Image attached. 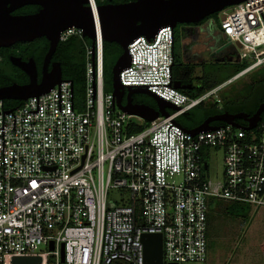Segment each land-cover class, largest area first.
Wrapping results in <instances>:
<instances>
[{"label": "built area", "instance_id": "obj_1", "mask_svg": "<svg viewBox=\"0 0 264 264\" xmlns=\"http://www.w3.org/2000/svg\"><path fill=\"white\" fill-rule=\"evenodd\" d=\"M219 20L239 63H250L196 98L174 87L171 27L154 42L139 37L128 45L121 85L178 107L152 122L121 111L105 92L98 37L92 100V41L77 28L61 33L60 42L76 37L84 44L83 109L73 87L71 112V82H61V112L59 86L39 96L38 113H28L37 111V97L22 101L12 111L15 133L14 116L4 114L3 145V112L11 109L0 101V264L37 256L42 264H143L145 234L162 235L164 264H206L213 201L245 205L252 216L264 212V114L251 130L222 123L194 135L177 122L199 105L220 103L222 90L264 67V0L228 7ZM135 126L143 130L133 132ZM217 153L220 176L207 161Z\"/></svg>", "mask_w": 264, "mask_h": 264}, {"label": "water", "instance_id": "obj_2", "mask_svg": "<svg viewBox=\"0 0 264 264\" xmlns=\"http://www.w3.org/2000/svg\"><path fill=\"white\" fill-rule=\"evenodd\" d=\"M113 0H110L112 2ZM247 0H134L129 3L100 5L93 7L96 0H0V49L9 48L17 43H32L37 39L45 38L49 42V49L43 61L42 79L38 81V70L33 59L23 61L18 57H11L12 65L24 72L29 83L20 85L14 83L0 88V101H27L37 97V111L39 112V96L49 93L54 87L59 86V112H61V82L63 80L62 67L59 62L51 64L53 56L60 44L62 32L77 28L82 30L84 38L92 41V100L96 95L94 84V38L104 39V42L117 43L123 49V54L118 58L112 70L113 96L116 107L128 115H136L147 122H152L160 116L168 117L167 109L178 110V107L166 102L146 88L124 87L120 83V72L129 67L130 57L128 45L139 37H145L147 42H153L159 30L177 25L199 24L210 16L222 12L224 9L239 5ZM26 6H39L40 10L30 15H14L17 10ZM231 47L227 42L216 53ZM232 57L229 62H233ZM52 65V69L48 68ZM178 90H188L192 85H182L175 82ZM134 94H144L152 97L157 108L133 102ZM126 98V104L123 103ZM20 106V105H19ZM18 106V107H19ZM3 112L2 136L4 145V114ZM93 108V107H92ZM3 109V104H2ZM71 112H73V83L71 82ZM264 114V100L254 115L246 113L230 114L210 117L200 126L186 130L191 134L202 131L215 130V122L232 125L235 128L251 130L256 127ZM14 116V114L12 113ZM238 121L248 124L247 127ZM15 133V116H14ZM4 179V166H3ZM5 183V182H4ZM144 251L143 264H164L163 262V237L161 234H145L141 238ZM53 249V244H51ZM63 253V247H62ZM11 264H42V258L14 257Z\"/></svg>", "mask_w": 264, "mask_h": 264}, {"label": "trees", "instance_id": "obj_3", "mask_svg": "<svg viewBox=\"0 0 264 264\" xmlns=\"http://www.w3.org/2000/svg\"><path fill=\"white\" fill-rule=\"evenodd\" d=\"M129 0H117V3L126 2ZM108 0H96V6L106 4ZM40 10L39 6H26L17 10L14 15H30L35 14ZM214 20L217 30L221 33L219 13L214 14L206 19ZM185 34L179 35L176 33V47L181 52L182 40ZM89 43V42H88ZM226 42L220 40L217 47L223 46ZM185 47V45H184ZM190 51V47L186 46ZM49 49V42L45 39H37L32 43H19L14 45V47L1 48L0 49V88L4 86H9L14 83L24 85L28 83L27 75L20 69L12 65L10 58L21 57L23 60L34 58L36 62H41L43 57ZM123 54V49L117 43L104 42L103 44V71H104V90L110 89L112 85V70L117 61V59ZM84 44L80 38L72 37L66 42H60L57 50L54 54V60L59 62L62 67L63 80H69L73 83L74 96L76 101L77 93L84 95L85 90V68H86V57H85ZM198 55L192 56L189 60L184 61L179 54L175 60V66L173 69L174 82H181L182 85H192L191 89L181 90L183 93L196 98L212 90L213 88L223 84L228 81L241 71H243L247 65L245 63H239L236 61L229 62L225 60L223 63H215L211 65V71H203L202 76L196 77L195 72L201 66L205 64L196 63L195 59ZM229 69V76L223 74L225 69ZM106 93H110L107 91ZM254 98L249 100L246 99L241 105L238 102H226L223 106L219 107L217 103L210 104L207 106L205 104L199 105L196 108L189 111L187 114L179 117L177 119L178 124L187 130L194 129L200 126L205 120L210 117L222 115L224 113L238 114L246 113L249 115H254L258 110V107L264 100V92L253 96ZM133 102L137 104H145L153 108H157L156 104L153 102L151 104H146L139 100V95H133ZM123 103L126 104L125 99ZM21 102L18 101H4L5 109H13L19 106ZM172 112V111H170ZM199 112V113H198ZM198 113V115H197ZM200 115V116H199ZM198 116V117H197ZM264 116V115H263ZM245 124L244 122H239ZM214 125H221L220 122L213 123ZM133 132H140L143 127H133ZM213 207L209 214V224L213 216L218 213H225L235 219H245L248 220L250 216V209L241 204L228 203L224 201L215 200L212 202ZM210 229V228H209ZM210 242V241H209ZM113 264H130L128 262L118 260L114 261Z\"/></svg>", "mask_w": 264, "mask_h": 264}, {"label": "rangeland", "instance_id": "obj_4", "mask_svg": "<svg viewBox=\"0 0 264 264\" xmlns=\"http://www.w3.org/2000/svg\"><path fill=\"white\" fill-rule=\"evenodd\" d=\"M207 26L210 27L206 34L204 32L201 34L197 32L199 37L182 40L183 45L190 47V52L193 56H199L195 59V62L205 64V66H201L200 69L196 70V77L202 76L204 70L211 71L213 63L204 54L211 46L208 39H216L215 35L219 31L213 24L209 25L207 23L204 28ZM178 32L179 35H182L184 32L183 27H180ZM86 41L90 43V40L87 38ZM241 63L249 65L250 60L245 59ZM228 72L229 69L227 68L223 71V74H227L226 77H228ZM107 91L112 92L113 86L111 85ZM263 92L264 67L244 76L222 90L219 94L221 101L218 105L221 107L224 103L232 101L234 103L238 102L241 105L246 99H251L252 101L253 96ZM138 95L140 101L146 104L154 102L157 106L156 101L152 97L144 94ZM125 102H127L126 98ZM210 104L207 103L205 105L210 106ZM83 106L84 95L77 93L76 108L82 110ZM207 161L209 162V172L211 175H222L223 158L221 153L212 154ZM115 197H118V194ZM209 241V257L206 264H264V212L254 216L250 214L248 220L235 219L225 213L216 214L210 222Z\"/></svg>", "mask_w": 264, "mask_h": 264}, {"label": "flooded vegetation", "instance_id": "obj_5", "mask_svg": "<svg viewBox=\"0 0 264 264\" xmlns=\"http://www.w3.org/2000/svg\"><path fill=\"white\" fill-rule=\"evenodd\" d=\"M131 1H134V0H129V1H126V2H122V3H117V0H113L112 2H110V0H108V2L106 3V4H103V5H107V4H109V3H113V4H123V3H129V2H131ZM15 13V12H14ZM13 13V14H14ZM207 23H209V25L210 24H213V25H215L216 26V24L214 23V20H212V19H210V20H208V21H203V22H201V23H199V24H183V25H177L176 26V28L174 29V41H173V49H174V66H175V60H176V57L180 54L181 55V57H182V59H184V61H186V60H189L190 58H192V55L190 54V51L186 48V45H185V47H184V45H183V43H182V48H181V52H179L180 50V48L178 49L177 47H176V39H175V36H176V33L179 31V28L180 27H183V29H184V32H183V34H185V36H184V39H189V38H192V37H196L197 36V29L199 28V27H204ZM227 43V42H226ZM225 43V44H226ZM17 44H19V43H17ZM224 44V45H225ZM14 45H16V44H14ZM14 45L13 46H11V47H14ZM209 49V48H208ZM207 49V51H206V53H205V55L204 56H207V59L208 60H210V61H212V62H214V63H221V62H219V61H221V60H223L224 59V57L227 55V53H229L230 51H234V48L232 49V47H229V48H227L225 51H223V52H221V53H219V54H217V55H212L213 54V52L214 51H210L209 52V50ZM48 52V51H47ZM45 56H46V54H45ZM45 56L43 57V60L41 61V62H36L35 61V59L34 58H32V57H30L29 59H26V60H23L21 57H18V58H21L23 61H29L30 59H33L34 61H35V63H36V66H37V70H38V81L40 82L41 81V79H42V72H43V61H44V58H45ZM54 62H56L55 60H54V56H53V59H52V62H51V64L52 63H54ZM50 64V66H49V68H48V70L50 71L51 69H52V65ZM174 66H173V69H174ZM28 77V76H27ZM28 83H29V78H28ZM125 99V98H124ZM250 116H252V115H250ZM239 122H241V121H239ZM243 122V121H242Z\"/></svg>", "mask_w": 264, "mask_h": 264}, {"label": "crops", "instance_id": "obj_6", "mask_svg": "<svg viewBox=\"0 0 264 264\" xmlns=\"http://www.w3.org/2000/svg\"><path fill=\"white\" fill-rule=\"evenodd\" d=\"M204 27H205V26H204ZM204 27H199V28L197 29V32H200V34H201L202 32H204V33L206 34L210 26H207L206 28H204ZM202 28H204V29H202ZM215 36H216V39H212V38L208 39L209 42H210V44H211V46H210V48H209L210 50H209V49H208V50H209V52H210V51H214L212 55H217V54H219V53H221V52H223V51L226 50V49H225V50H223V51H221V52L216 53V51L222 47V46L217 47L218 42H219L220 40H223V41L226 42V40L224 39L222 33H220V32H219L218 34H216ZM197 37H199V34H198V33H197V36H196L195 38H197ZM231 47H232V46H231ZM233 48H234V47H232V49H233ZM190 50H191V49H190ZM190 54H191V52H190ZM191 55L193 56V54H191ZM204 55H205V54H204ZM232 57H234V61L239 62V61H238V58H237V55H236V52H235V48H234V51H230L229 53H227V55L224 57V59L221 60V61H219V62L223 63V62H225V60H228V61H229ZM200 63H201V62H200ZM200 63H198V64H200ZM213 63H214V62H213ZM198 69H200V68H198Z\"/></svg>", "mask_w": 264, "mask_h": 264}]
</instances>
